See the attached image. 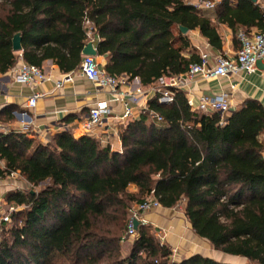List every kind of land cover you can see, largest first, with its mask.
Wrapping results in <instances>:
<instances>
[{
  "label": "trees",
  "instance_id": "16d2710c",
  "mask_svg": "<svg viewBox=\"0 0 264 264\" xmlns=\"http://www.w3.org/2000/svg\"><path fill=\"white\" fill-rule=\"evenodd\" d=\"M192 1L0 0V72L20 55L74 72L93 35L106 73L147 88L200 61L180 25L199 30L218 50L220 24L264 30L259 3L222 0L210 13ZM18 32L21 52L13 49ZM173 95L160 103L156 94L147 112L121 127L120 151L69 130L47 143L0 131V179L17 172L31 186L5 194L8 206L23 208L2 227L0 264H241L200 253L176 261L151 224L139 225L123 256L130 209L153 191L164 208L184 201L194 233L214 249L264 264V106L248 100L223 118L192 110L185 91Z\"/></svg>",
  "mask_w": 264,
  "mask_h": 264
},
{
  "label": "crops",
  "instance_id": "0c3cea01",
  "mask_svg": "<svg viewBox=\"0 0 264 264\" xmlns=\"http://www.w3.org/2000/svg\"><path fill=\"white\" fill-rule=\"evenodd\" d=\"M237 2L238 0L233 5H236ZM209 11L210 13L213 12V10ZM240 29L248 32L260 30L257 26L238 25L235 32L228 25L220 24L219 30L224 39L221 50L211 46L199 30L189 31L187 34L191 39L192 46L199 54L201 52H208L212 55L221 53L233 57L240 48V42L237 37ZM90 41H93L94 46L97 48L98 38L92 35ZM97 61L104 70L106 58L98 55ZM41 68L48 78L46 81L36 85L15 82L12 76L13 68L5 73L0 72V131L17 130L29 132L31 136L41 143L49 142L56 133L66 130L73 132L77 137L85 135L86 133L80 128V124L89 117L91 107L98 101L112 99V95L108 89L97 87L93 82L81 75L78 71L79 68L72 72L73 81L65 82L61 87L57 86V82L62 80L68 73H63L50 60L44 62ZM124 78L127 80L126 77ZM127 83V85L131 86L141 84L139 79L134 81L127 80ZM146 89H149V87ZM33 92L40 93L41 97L35 108L27 109V99ZM185 92L187 97H193L196 102L204 95L215 96L227 93L231 101L229 114L243 106L248 100H256L264 106V65L259 63L258 71L251 74L240 73L234 76L210 80L196 76ZM148 96L149 99H152L155 94L148 92ZM111 106L116 114L123 113V106L120 102H112ZM22 111H28L29 117H22ZM11 115L13 116L12 118L10 117ZM141 115L139 107L136 106L133 111V117L129 120L138 119ZM71 116H73L72 120L68 121L67 118ZM123 125L124 122L113 115L107 116L104 118L103 125L91 136L97 138L103 146L110 145L113 150L120 151L122 147L120 130ZM262 138L264 139V136ZM7 178L13 180L10 176ZM6 179H0V207L4 209L5 206H8L5 200V194L8 191L25 189L22 187L15 188L17 187L15 183L9 184L6 183L7 181H2ZM26 185L29 188L27 182ZM130 189L132 192L137 191L135 185H131ZM144 218L156 225V227H164L167 231L174 233L170 237L172 240L170 243L173 249L178 248V252L174 256L176 261L197 253L209 255V253L205 252L206 250H203V247L208 249L210 247L208 246L209 244L205 242V239L194 233L191 225L188 221L186 222L185 214L176 216L172 208L159 207L144 214ZM221 255L226 257L224 260L230 261V263H241V261L245 260L244 258L227 255L222 252ZM209 256L217 260L215 256Z\"/></svg>",
  "mask_w": 264,
  "mask_h": 264
},
{
  "label": "built area",
  "instance_id": "2783aa9c",
  "mask_svg": "<svg viewBox=\"0 0 264 264\" xmlns=\"http://www.w3.org/2000/svg\"><path fill=\"white\" fill-rule=\"evenodd\" d=\"M221 1L193 0L192 3L201 10L209 11L214 10ZM228 1L230 4H234L237 0ZM258 3L264 17V0H258ZM237 37L240 42V48L235 56L230 57L221 53L212 55L208 52H201L200 61L192 63L186 73L181 75H165L159 79L157 84L149 87V89H146L141 84L135 86L127 85L128 79L126 80L124 77L118 78L106 73L100 67L97 57L90 55L83 56L78 69L79 73L93 82L97 87L108 89L112 95V99L96 102L90 109L89 117L81 122L80 128L86 134L91 135L103 125L104 118L110 115L126 124L133 117V111L136 106L139 107L142 114L148 111L150 100L148 92H153L155 95L161 94L162 96L159 98L160 103H171L174 98L173 91H186L196 76L210 80L234 76L240 73L251 74L258 71L259 63L264 65V30L248 32L240 29ZM12 76L15 82L29 85L40 84L48 78L41 67L27 63L22 55L19 57L18 64L12 69ZM73 79V73H68L62 80L57 82V86L61 87L63 83L72 82ZM40 97V93L33 92L27 99L26 108H35ZM187 98L189 105L194 111L206 113L219 112L223 118L231 111V101L227 93L215 96L204 95L198 102L193 97L188 96ZM164 99H168V101L164 102ZM112 102H120L122 104V114H116L111 106ZM21 116L28 118V111H22ZM153 116L159 121L162 120V117L157 114H153ZM10 177L14 179L24 178L17 172H13ZM159 207L162 206L154 191L144 201L132 207L130 209L131 216L127 226V234L122 241H129L137 236V229L133 223L134 219H138L142 225L149 224V221L143 215ZM22 208L23 206H9L8 209L0 207V232L4 224L11 223L12 213ZM177 252L178 248L173 249L174 256Z\"/></svg>",
  "mask_w": 264,
  "mask_h": 264
},
{
  "label": "rangeland",
  "instance_id": "374dc122",
  "mask_svg": "<svg viewBox=\"0 0 264 264\" xmlns=\"http://www.w3.org/2000/svg\"><path fill=\"white\" fill-rule=\"evenodd\" d=\"M163 101L167 102L168 99H164ZM2 181H7L6 183H9V184L15 183V186H17L15 188H21V187L25 188V189L27 188L26 180L24 178H17V179L13 178V180L7 178L6 180H2ZM29 187H31V186H29ZM185 205H186V203L184 201H182V202L178 203L175 207H173L172 209H173L174 215H176V216L177 215H182L183 216L185 214ZM134 206H136V204L132 205V207H134ZM5 209H8V206H5ZM130 216H131V213H130ZM143 217H144V215H143ZM185 219H186V222H187L188 220H187L186 216H185ZM182 220H184V219H182ZM186 222H185V225H186ZM149 224H151L152 227L156 229V232H155L156 236L159 238V240L161 242L168 243V244L171 245L170 241H172V240H171L170 237L174 233H171L170 231H167L164 227H156V225H154L151 222H149ZM136 237L132 238V240H129V241H122L121 245H122V255L123 256H127L128 255V253L130 252V249H131ZM0 240H2V234L1 233H0ZM205 242H207L209 244L208 246H210L208 249H205L203 247V250L204 251L206 250L205 251L206 253H209V255L215 256L217 258V260H219V261L227 262V260H224V258H226V257H223L221 255L220 251L214 249V247L208 241L205 240ZM217 252H219V253H217ZM221 258H223V260H221ZM228 262H230V261H228ZM248 263H249V261H247V260L241 261V264H248Z\"/></svg>",
  "mask_w": 264,
  "mask_h": 264
},
{
  "label": "water",
  "instance_id": "95a60500",
  "mask_svg": "<svg viewBox=\"0 0 264 264\" xmlns=\"http://www.w3.org/2000/svg\"><path fill=\"white\" fill-rule=\"evenodd\" d=\"M250 1H252L254 3L258 2V0H250ZM179 28H180V30H181V32L183 34H187L189 32V29L187 27H185V26L180 25ZM12 42H13L14 51L21 52L22 49H23V46H22V34L20 32H18V33H16L14 35ZM82 54H83V56L90 55V56H94V57H97L99 55L98 51H97V48L94 46V42L93 41H89L84 46ZM133 223H134V227L136 229H138L139 224H140L139 220L138 219H134Z\"/></svg>",
  "mask_w": 264,
  "mask_h": 264
}]
</instances>
